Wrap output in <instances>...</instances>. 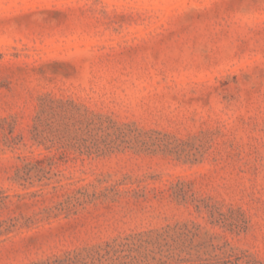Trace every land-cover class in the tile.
Masks as SVG:
<instances>
[{"label":"rangeland","instance_id":"obj_1","mask_svg":"<svg viewBox=\"0 0 264 264\" xmlns=\"http://www.w3.org/2000/svg\"><path fill=\"white\" fill-rule=\"evenodd\" d=\"M0 264H264V0H0Z\"/></svg>","mask_w":264,"mask_h":264}]
</instances>
